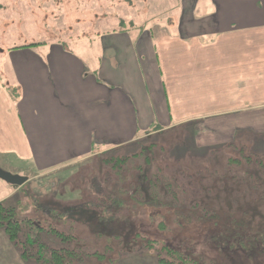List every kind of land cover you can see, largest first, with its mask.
I'll return each mask as SVG.
<instances>
[{
	"label": "crops",
	"instance_id": "0c3cea01",
	"mask_svg": "<svg viewBox=\"0 0 264 264\" xmlns=\"http://www.w3.org/2000/svg\"><path fill=\"white\" fill-rule=\"evenodd\" d=\"M101 23L0 60V167L20 187L149 130L264 117V0H178L144 27ZM20 187L0 180V203Z\"/></svg>",
	"mask_w": 264,
	"mask_h": 264
},
{
	"label": "rangeland",
	"instance_id": "374dc122",
	"mask_svg": "<svg viewBox=\"0 0 264 264\" xmlns=\"http://www.w3.org/2000/svg\"><path fill=\"white\" fill-rule=\"evenodd\" d=\"M177 4L178 0H0V60L5 56L6 51L8 53L13 48L36 44L41 41H55L58 36L66 37L71 32L80 39L87 31H91L92 27L94 29L95 25L101 22V24L103 22L107 24L108 21H111L119 29L144 27L142 25H147L151 19L157 21L168 17L170 11ZM240 120L230 124H222L220 127H214L212 123L209 125L205 123L201 130H199L201 125L194 127L187 124L173 126L154 134H152V130H149L148 134L143 135L132 146L123 148L120 154L136 153L155 143L166 148L162 158L168 162L182 161L190 157L209 160L207 157L211 153L217 154L221 159L227 158L232 152L227 150V147H230L229 144L235 145H233L235 147L233 150L239 151L248 146L247 150L252 154L262 155L264 153L263 115L253 119L252 128H249V124L243 126L245 121L239 123ZM141 144L144 145L140 146ZM115 149L117 148H112L109 151ZM109 151L102 154L96 153L85 161L32 179L30 183L18 188L19 192L13 190L14 199H10V202L3 203V205L10 207L11 204L17 208L16 218L20 222L23 221V226H25V220L34 219L35 222H40L43 225L50 223L63 233H72L70 224L76 218V212L71 211V218L67 224L64 223V219L61 222L56 221L54 217H62L71 208L76 211L78 206L85 202L89 203L92 208L101 206L100 200H102L101 196L104 193L102 188L110 181L106 178V172L109 170L107 166L102 165V162L104 157L107 158ZM203 160L199 164H204ZM164 165L167 163H163ZM125 197L122 196L123 199H119L124 202ZM105 205L107 206L105 207L106 216L110 213L111 217L120 218L128 214V211L124 210L123 213L115 215L116 211L119 212L121 208L113 209L110 202ZM130 212L136 214L132 217L133 220L142 221L140 230L145 236L148 235L157 241H167V236L162 231L149 226L150 224L146 221L148 214L144 208L141 210L132 208ZM248 213L245 216L250 227L245 236L247 242L256 238L255 224L264 226V218H262L264 208L254 205ZM72 224L75 226L74 234L79 233L78 228L81 226ZM210 226L206 223L191 226L190 230L183 231V234L189 238H192L191 235L195 237L196 241L191 248L198 255L195 257L199 259L197 260L198 264H233V217L229 218V224L225 226L226 228L210 230ZM177 231V233L181 232L180 230ZM41 235L42 242L49 248L61 249L64 247L79 250L83 256L89 255V257L83 258L84 262L77 264H157V253L152 254L141 246L132 252L125 253L128 244L114 241L112 237L108 240L107 237L98 240L93 234L92 238L86 237L84 244H78V240L63 242L60 237L53 233L42 232ZM20 236L23 240V231ZM211 236H215L217 242L213 241L214 239L210 242L208 239ZM77 238L80 239V236ZM105 241L115 243L116 245L113 246L117 249L123 247L121 256L117 250L115 255L111 257L112 252L106 250ZM175 243L174 246L179 247L177 242ZM185 245L186 241H184L183 246L185 247ZM182 250L184 251V248ZM22 251L21 246H16L6 239L3 228L0 227V264H35L31 259L22 260ZM94 253L105 255L107 259H98ZM115 258H118L119 262Z\"/></svg>",
	"mask_w": 264,
	"mask_h": 264
},
{
	"label": "trees",
	"instance_id": "16d2710c",
	"mask_svg": "<svg viewBox=\"0 0 264 264\" xmlns=\"http://www.w3.org/2000/svg\"><path fill=\"white\" fill-rule=\"evenodd\" d=\"M233 145L227 147L232 151L227 158L221 159L211 153L207 157L209 160L202 159L204 164H199L202 160L192 157L182 161L163 160L166 148L155 143L132 154H120L125 147L109 151L102 162L109 170L106 178L110 181L108 187L102 188L101 206L92 208L85 202L76 211L71 208L62 217H54L56 221L64 219L67 224L71 211L76 212V218L70 224L72 233H63L50 223L43 225L34 219L25 220L23 226V221L16 218L17 208L3 204H0V227L10 242L21 246L22 260L31 259L35 264H77L84 262V257H89L83 256L79 250L49 248L42 242V232L53 233L63 242L78 240V244H84L86 237L92 238L93 234L98 240L112 237L114 241L128 244L125 253L138 246L152 254L157 253V264H198L199 259L195 258L198 255L191 248L195 237L191 235L189 238L183 231L206 223L211 225L210 230L226 228L229 218L233 217V264H264V226L255 224V240L247 242L245 237L250 228L245 216L254 205L264 208V153L252 154L247 150L248 146L236 151ZM163 163L167 165L163 166ZM122 196H126L124 202ZM108 202L113 209L121 208L115 215L124 210L128 214L120 218L111 217L110 213L106 216L105 204ZM132 208H144L149 226L162 231L167 241L145 236L140 230L142 221L132 219L136 215L130 212ZM72 223L81 226L79 233L74 234ZM177 230L181 232L177 233ZM22 231L23 240L20 236ZM208 240L217 242L215 236ZM175 242L179 247L174 246ZM113 245L116 244L105 241L106 250L112 252L111 257L117 250L121 256L123 247L117 249ZM94 254L98 259H107L105 255ZM118 258L115 259L118 261Z\"/></svg>",
	"mask_w": 264,
	"mask_h": 264
},
{
	"label": "water",
	"instance_id": "95a60500",
	"mask_svg": "<svg viewBox=\"0 0 264 264\" xmlns=\"http://www.w3.org/2000/svg\"><path fill=\"white\" fill-rule=\"evenodd\" d=\"M0 180L12 186H18V187L24 185L28 181V179L25 177L13 175L11 173L2 170L1 168H0Z\"/></svg>",
	"mask_w": 264,
	"mask_h": 264
},
{
	"label": "bare ground",
	"instance_id": "6f19581e",
	"mask_svg": "<svg viewBox=\"0 0 264 264\" xmlns=\"http://www.w3.org/2000/svg\"><path fill=\"white\" fill-rule=\"evenodd\" d=\"M14 175V174H13Z\"/></svg>",
	"mask_w": 264,
	"mask_h": 264
}]
</instances>
